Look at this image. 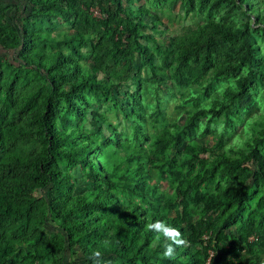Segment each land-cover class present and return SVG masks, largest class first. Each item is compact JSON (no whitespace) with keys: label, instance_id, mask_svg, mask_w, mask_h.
<instances>
[{"label":"trees","instance_id":"obj_1","mask_svg":"<svg viewBox=\"0 0 264 264\" xmlns=\"http://www.w3.org/2000/svg\"><path fill=\"white\" fill-rule=\"evenodd\" d=\"M259 99L264 0H0V264H264Z\"/></svg>","mask_w":264,"mask_h":264},{"label":"rangeland","instance_id":"obj_2","mask_svg":"<svg viewBox=\"0 0 264 264\" xmlns=\"http://www.w3.org/2000/svg\"><path fill=\"white\" fill-rule=\"evenodd\" d=\"M166 96H167L166 97V101H167L166 108L169 111V115H171L172 117H175L176 116V113H175L176 106L179 105L180 103H182V99L179 96H174L173 94H167ZM262 109H264V100L259 99V100H257V103L254 105V108L251 110L250 116L255 115V113L257 111H260ZM204 125H205V123H203V126ZM219 129L220 130H225L228 135L232 134V136H233L232 139L233 140H240V139L245 140V138H247L248 136L251 135V133L247 129H244V128H241L240 131H237V130L230 131V130L224 129L220 125Z\"/></svg>","mask_w":264,"mask_h":264}]
</instances>
